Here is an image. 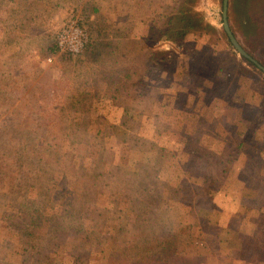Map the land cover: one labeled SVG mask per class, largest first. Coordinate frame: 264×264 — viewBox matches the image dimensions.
Wrapping results in <instances>:
<instances>
[{
	"label": "rangeland",
	"instance_id": "1",
	"mask_svg": "<svg viewBox=\"0 0 264 264\" xmlns=\"http://www.w3.org/2000/svg\"><path fill=\"white\" fill-rule=\"evenodd\" d=\"M181 5L0 0V264H264V71ZM228 17L264 66V0Z\"/></svg>",
	"mask_w": 264,
	"mask_h": 264
},
{
	"label": "trees",
	"instance_id": "2",
	"mask_svg": "<svg viewBox=\"0 0 264 264\" xmlns=\"http://www.w3.org/2000/svg\"><path fill=\"white\" fill-rule=\"evenodd\" d=\"M187 0H182V5L180 6L178 10V14L171 17V19H176V23L172 25V20H170V30L166 31V35L168 39L179 41L182 40L187 33L190 31H193L197 28H202L203 26L201 24H197L195 22V16L193 14L187 13L185 10ZM177 27V28H176ZM170 31V32H169ZM170 252L169 249H167V254Z\"/></svg>",
	"mask_w": 264,
	"mask_h": 264
},
{
	"label": "water",
	"instance_id": "3",
	"mask_svg": "<svg viewBox=\"0 0 264 264\" xmlns=\"http://www.w3.org/2000/svg\"><path fill=\"white\" fill-rule=\"evenodd\" d=\"M228 10H229V0H223V25L224 29L235 47V49L246 59L250 60L252 63H254L256 66H258L261 70L264 71V66L260 64L253 56H251L245 48L240 44L238 39L236 38L234 32L232 31L230 24H229V17H228Z\"/></svg>",
	"mask_w": 264,
	"mask_h": 264
},
{
	"label": "built area",
	"instance_id": "4",
	"mask_svg": "<svg viewBox=\"0 0 264 264\" xmlns=\"http://www.w3.org/2000/svg\"><path fill=\"white\" fill-rule=\"evenodd\" d=\"M64 42V40H61L60 41V43L62 44ZM84 42H86V41H84ZM84 42L82 43V42H80V47H82L83 45H84Z\"/></svg>",
	"mask_w": 264,
	"mask_h": 264
}]
</instances>
